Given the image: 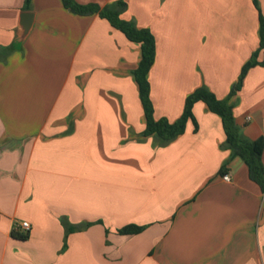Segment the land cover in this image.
<instances>
[{"label":"crops","instance_id":"crops-1","mask_svg":"<svg viewBox=\"0 0 264 264\" xmlns=\"http://www.w3.org/2000/svg\"><path fill=\"white\" fill-rule=\"evenodd\" d=\"M123 1L121 18L155 40V120L175 122L201 86L226 100L258 49L252 0ZM23 4L0 0V264H264V192L241 158L228 168L220 118L198 102L197 131L188 122L164 147L142 138L139 46L61 0ZM22 13L33 22L14 48ZM227 104L242 137L264 141V67ZM130 225L143 230L117 233Z\"/></svg>","mask_w":264,"mask_h":264},{"label":"trees","instance_id":"trees-1","mask_svg":"<svg viewBox=\"0 0 264 264\" xmlns=\"http://www.w3.org/2000/svg\"><path fill=\"white\" fill-rule=\"evenodd\" d=\"M30 1L24 0L23 11L30 10ZM65 9L79 16L97 14L98 17L108 22L115 30L119 31L128 42L137 44L140 48V60L132 75L137 86L138 97L142 107L145 128L141 133L142 138L153 137L159 147L167 146L177 137L184 134L188 122L193 124L194 131H197V123L194 119L193 106L201 102L208 111L217 115L222 123L225 134L224 147L229 149L232 158L240 157L248 170L249 179L257 184L264 192V169L261 162L264 141H248L242 137L235 124L232 108L227 101L235 95L242 86V82L247 72L256 66L264 67V17L258 7L257 0H252L254 7L258 11V49L251 55L249 60L242 66L237 82L233 85L226 100H218L207 88L201 86L188 95L184 102L181 116L173 123L166 119H154V108L150 99V84L148 81L149 71L154 63L155 40L147 29H138L132 22L121 18L122 12L126 8L123 0L117 1L110 6L103 8L94 4L80 5L73 0H61ZM8 53V50H0V60ZM263 54V60L258 57ZM223 173V172H222ZM78 230L77 227H67V233ZM143 228L138 226H125L117 231L118 234L128 236L142 232ZM12 237L24 240L26 236L12 232Z\"/></svg>","mask_w":264,"mask_h":264},{"label":"water","instance_id":"water-1","mask_svg":"<svg viewBox=\"0 0 264 264\" xmlns=\"http://www.w3.org/2000/svg\"><path fill=\"white\" fill-rule=\"evenodd\" d=\"M33 22V14L31 13H22L20 15V20H19V32H18V37L15 41L14 48L20 47V44L22 41L25 39L27 36L28 32L31 29ZM241 163L240 157H235L231 163L229 164L228 168L230 169H235L238 164Z\"/></svg>","mask_w":264,"mask_h":264},{"label":"built area","instance_id":"built-area-1","mask_svg":"<svg viewBox=\"0 0 264 264\" xmlns=\"http://www.w3.org/2000/svg\"><path fill=\"white\" fill-rule=\"evenodd\" d=\"M247 120H249V117H247ZM225 182H230V178L228 175H225L222 178ZM20 229L24 230V231H28L29 230V225L26 222H22L19 224Z\"/></svg>","mask_w":264,"mask_h":264}]
</instances>
